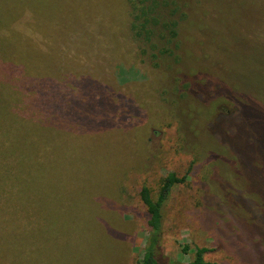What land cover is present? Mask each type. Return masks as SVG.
<instances>
[{
    "label": "rangeland",
    "instance_id": "rangeland-1",
    "mask_svg": "<svg viewBox=\"0 0 264 264\" xmlns=\"http://www.w3.org/2000/svg\"><path fill=\"white\" fill-rule=\"evenodd\" d=\"M134 8L0 0V264H139L171 173L170 259L264 264V0Z\"/></svg>",
    "mask_w": 264,
    "mask_h": 264
},
{
    "label": "trees",
    "instance_id": "trees-1",
    "mask_svg": "<svg viewBox=\"0 0 264 264\" xmlns=\"http://www.w3.org/2000/svg\"><path fill=\"white\" fill-rule=\"evenodd\" d=\"M137 3L142 6L138 7ZM157 0H134L135 17L133 29L135 35L143 40L151 41L155 35V26L158 17L155 11ZM175 174H169L157 196L153 198L151 190L147 185L141 188V200L149 213L148 224L150 226L145 250L139 264H216L204 259V255L211 249L208 247H197V258L194 262L174 261L170 259L163 250V207L168 200L172 187L175 184Z\"/></svg>",
    "mask_w": 264,
    "mask_h": 264
}]
</instances>
